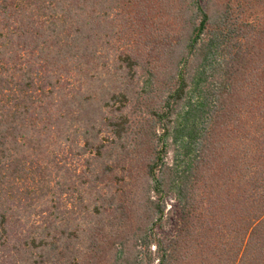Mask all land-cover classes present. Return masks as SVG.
I'll return each mask as SVG.
<instances>
[{"label":"trees","instance_id":"16d2710c","mask_svg":"<svg viewBox=\"0 0 264 264\" xmlns=\"http://www.w3.org/2000/svg\"><path fill=\"white\" fill-rule=\"evenodd\" d=\"M0 264H264V0H0Z\"/></svg>","mask_w":264,"mask_h":264},{"label":"rangeland","instance_id":"374dc122","mask_svg":"<svg viewBox=\"0 0 264 264\" xmlns=\"http://www.w3.org/2000/svg\"><path fill=\"white\" fill-rule=\"evenodd\" d=\"M171 158H172V155L170 154V155H169V161H171ZM214 261H215V260H214Z\"/></svg>","mask_w":264,"mask_h":264}]
</instances>
